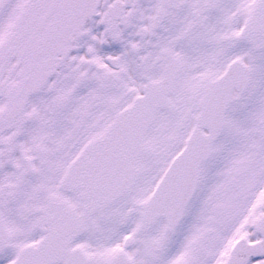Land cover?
<instances>
[{
    "label": "snow or ice",
    "instance_id": "6c2138e0",
    "mask_svg": "<svg viewBox=\"0 0 264 264\" xmlns=\"http://www.w3.org/2000/svg\"><path fill=\"white\" fill-rule=\"evenodd\" d=\"M0 264H264V0H0Z\"/></svg>",
    "mask_w": 264,
    "mask_h": 264
}]
</instances>
